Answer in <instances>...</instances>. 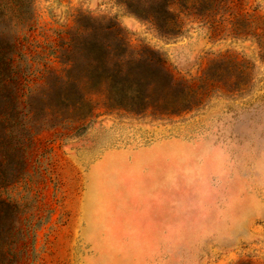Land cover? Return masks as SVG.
<instances>
[{"label": "rangeland", "instance_id": "1", "mask_svg": "<svg viewBox=\"0 0 264 264\" xmlns=\"http://www.w3.org/2000/svg\"><path fill=\"white\" fill-rule=\"evenodd\" d=\"M161 2L30 0L27 24L1 19L25 96L87 18L116 22L130 57L158 52L191 95L177 113L94 97L83 120L35 133L0 189L29 235L20 264H264V0H166L159 27Z\"/></svg>", "mask_w": 264, "mask_h": 264}, {"label": "trees", "instance_id": "2", "mask_svg": "<svg viewBox=\"0 0 264 264\" xmlns=\"http://www.w3.org/2000/svg\"><path fill=\"white\" fill-rule=\"evenodd\" d=\"M168 4L163 0L151 19L159 27L174 24L173 17L168 16ZM29 12L30 0H0V22L16 17L17 23L27 24ZM68 43L60 61L62 67L48 71L40 90L25 96L15 56L19 53L17 38L0 35L1 190L25 174L35 133L83 120L93 110L94 97L101 98L109 109L136 113L149 108L177 113L189 107L191 95L179 88L162 56L145 48L130 57L122 29L113 20L87 18L85 25L76 27ZM15 206L8 197H0V264H20L24 259L18 245L25 247L29 235L11 221Z\"/></svg>", "mask_w": 264, "mask_h": 264}]
</instances>
